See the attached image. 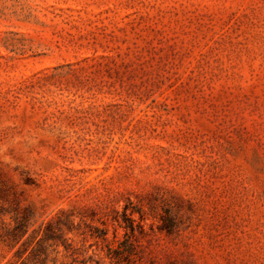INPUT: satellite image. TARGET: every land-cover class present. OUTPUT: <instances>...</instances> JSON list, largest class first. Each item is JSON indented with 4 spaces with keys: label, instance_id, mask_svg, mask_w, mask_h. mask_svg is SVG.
I'll return each instance as SVG.
<instances>
[{
    "label": "rangeland",
    "instance_id": "374dc122",
    "mask_svg": "<svg viewBox=\"0 0 264 264\" xmlns=\"http://www.w3.org/2000/svg\"><path fill=\"white\" fill-rule=\"evenodd\" d=\"M0 264H264V0H0Z\"/></svg>",
    "mask_w": 264,
    "mask_h": 264
}]
</instances>
